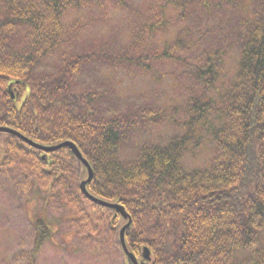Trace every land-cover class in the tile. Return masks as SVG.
<instances>
[{
  "label": "trees",
  "instance_id": "trees-1",
  "mask_svg": "<svg viewBox=\"0 0 264 264\" xmlns=\"http://www.w3.org/2000/svg\"><path fill=\"white\" fill-rule=\"evenodd\" d=\"M124 74L145 87L121 93ZM0 127L74 142L141 264H264V0H0ZM87 172L0 132V208L45 186L43 208L84 212L89 248L130 264ZM32 225L31 262L52 235Z\"/></svg>",
  "mask_w": 264,
  "mask_h": 264
},
{
  "label": "rangeland",
  "instance_id": "rangeland-1",
  "mask_svg": "<svg viewBox=\"0 0 264 264\" xmlns=\"http://www.w3.org/2000/svg\"><path fill=\"white\" fill-rule=\"evenodd\" d=\"M106 26L98 24V32L92 28L88 31L89 34H84L87 33L86 36L91 39L102 37L104 40L108 35L104 30ZM120 80V92L123 94L145 87L143 80L128 78L125 74L120 76ZM45 195H49L47 188L37 183L32 187L31 200L29 199L28 203L1 202L0 264H124V256L118 246L109 244L110 249L106 251L105 256L100 250H96L98 247L89 248V243L83 236L84 212L66 207L61 208L60 213H55L53 209L43 208L42 199ZM83 205L87 209L90 207L89 204ZM37 214L50 224L52 235L31 262L29 260L33 253L35 234L32 224L40 217Z\"/></svg>",
  "mask_w": 264,
  "mask_h": 264
},
{
  "label": "water",
  "instance_id": "water-1",
  "mask_svg": "<svg viewBox=\"0 0 264 264\" xmlns=\"http://www.w3.org/2000/svg\"><path fill=\"white\" fill-rule=\"evenodd\" d=\"M0 131L12 132V133H15V134L19 135L21 138H25V137H23L22 135H20L19 133L15 132V131H13V130H10V129L0 128ZM25 140H26L27 142H29L30 144H32L33 146H36V147H38V148L44 150V151L47 152V153H50V152L52 153V152H54V151H58V150H60V149H62V148L70 147V148L72 149V151L74 152V154L78 157V159H79V160H80V161H81V162L87 167V169H88L89 179H88L85 183H82V190H83L84 194H85L90 200H92V201H94V202H96V203H98V204H101V205H103V206H107V207H110V208H113V209L118 210L119 213H121V215L124 217V219H130V218H129V215H128L127 213H125L126 211H125L124 207H122V206H120V205H115V204L106 203V202H104V201L98 200L97 198H95V197H93L92 195L89 194V192H88L87 189H86V186H87L88 182L91 181V179L93 178V169H92V167L90 166V164L87 162V160L84 159L82 153L79 152L80 150L78 149V147H77L74 143H72V142H65V143L60 144V145L55 146V147H40L39 145H36V144L32 143L30 140H28V139H26V138H25ZM44 159H47V156H45ZM130 222H131V220H130L129 223H128V224H127V225L121 230V233H120V234H121V236H120V238H121V244H120V245H122V248H123L124 252L126 253L125 255H127V256L130 258L131 262H132L133 264H139L137 258H136L134 255H132V253L129 252V250H128V248H127L126 240H125V234H124V233L126 232V229L130 226V224H131ZM142 254H143V258H144L145 260L149 261V260L151 259V258H150L151 253H150V250H149V249L145 248V249L143 250V253H142Z\"/></svg>",
  "mask_w": 264,
  "mask_h": 264
}]
</instances>
